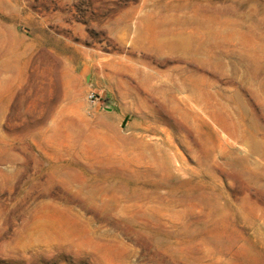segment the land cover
I'll list each match as a JSON object with an SVG mask.
<instances>
[{
  "label": "rangeland",
  "instance_id": "rangeland-1",
  "mask_svg": "<svg viewBox=\"0 0 264 264\" xmlns=\"http://www.w3.org/2000/svg\"><path fill=\"white\" fill-rule=\"evenodd\" d=\"M0 264H264V0H0Z\"/></svg>",
  "mask_w": 264,
  "mask_h": 264
}]
</instances>
